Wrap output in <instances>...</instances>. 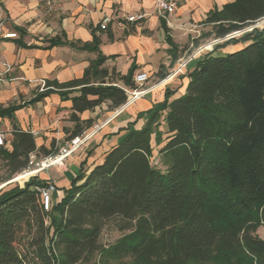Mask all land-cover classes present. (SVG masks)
Listing matches in <instances>:
<instances>
[{
    "label": "trees",
    "instance_id": "16d2710c",
    "mask_svg": "<svg viewBox=\"0 0 264 264\" xmlns=\"http://www.w3.org/2000/svg\"><path fill=\"white\" fill-rule=\"evenodd\" d=\"M263 19L264 0H234L208 15L212 30L205 36L225 38ZM240 42L241 49L218 52ZM59 44L79 46L51 40ZM83 48L99 53L83 76L47 81L29 102L53 92L71 100L74 126L67 141L94 124L79 113L104 102L119 108L128 101L126 89L138 87L135 66L127 74L103 66L96 35ZM166 75L162 66L159 76ZM189 78L184 94L167 89L165 99L145 112V124L128 128L101 163L91 170L82 163L50 211L38 190L48 180L38 175L23 186L13 182H20L14 179L28 168L31 154L55 151L15 128L11 148L0 149L3 181L11 180L0 188V264H76L96 255L103 264H264V27L205 53ZM22 106H0V117H13ZM111 220L129 232L104 246L101 235Z\"/></svg>",
    "mask_w": 264,
    "mask_h": 264
},
{
    "label": "crops",
    "instance_id": "0c3cea01",
    "mask_svg": "<svg viewBox=\"0 0 264 264\" xmlns=\"http://www.w3.org/2000/svg\"><path fill=\"white\" fill-rule=\"evenodd\" d=\"M45 1L0 0L3 32L18 33V37L5 39L0 48V106L23 104L13 117H0V127L4 126L12 139L15 128L32 132L38 147L50 148L54 146V139L68 137V130L74 126L70 120L71 100H63L53 92L40 101L29 102L46 88L47 81L66 82L83 76L99 55L97 51L83 48L94 42L95 35L100 51L106 56L104 67L127 74L135 66L134 75L144 71L151 78L145 87L146 93L132 102L116 109H110V103L104 102L94 110L79 113L82 120L94 119L93 126L86 130L94 134L69 158V168L52 167L39 175L56 183L57 190L52 195L54 205L64 197L65 189L70 188L82 163L85 162L86 170L101 163L128 128L139 129L145 124L149 118L145 112L165 99L167 89L174 91V96L186 92L189 73L205 54L201 51L212 46L193 49L196 47L193 40L209 31L211 24L206 19L212 11L222 10L234 0H178L177 11L168 18L157 14L156 0H62V8L51 14L43 8ZM138 13L147 15L137 22L126 20V16ZM105 15L112 16V21L102 30L100 22ZM230 37L233 36L218 39L215 44ZM56 38L79 46L51 45V40ZM244 45L242 42L229 44L218 52H233ZM172 50L177 53L176 61ZM213 50L214 47L209 52ZM162 66L167 74L164 78L159 76ZM140 113L144 115L139 117ZM11 141L10 147L7 141L4 147L11 148Z\"/></svg>",
    "mask_w": 264,
    "mask_h": 264
},
{
    "label": "built area",
    "instance_id": "2783aa9c",
    "mask_svg": "<svg viewBox=\"0 0 264 264\" xmlns=\"http://www.w3.org/2000/svg\"><path fill=\"white\" fill-rule=\"evenodd\" d=\"M178 0H156V11L160 17L168 18L170 15L174 14L178 9ZM43 8L47 13H54L59 11L62 8V0H46L43 3ZM146 13H138V14H130L126 16V20L128 22H137L141 21L146 17ZM112 21V16L105 15L101 22L100 28L102 30H106L108 25ZM241 33V32H240ZM239 33V34H240ZM237 34H231L230 36H236ZM18 37L17 32H3V24L0 22V48L5 39L7 38H15ZM149 74L147 72L141 71L134 75L135 83L137 84L136 89H126L129 98L128 101L132 102L138 97L144 95L146 93L145 89H141V86H144L149 81ZM2 77L0 76V80ZM43 89L45 84L42 85ZM127 101V102H128ZM96 128L95 130H97ZM92 132H84L82 135L75 136L71 138L65 146H63L59 152L55 155L46 156L41 162H36V155L35 153L31 154L29 166L26 170H24L20 174H29L28 178L25 180L27 181L32 176H38L41 172L49 169L52 166L59 165L63 166L65 161L72 156V154L83 144H85L93 135ZM6 143V136L3 129L0 127V149L5 146ZM41 194V198L44 204V209L50 211L53 207V193L57 190V185L54 181H49L48 185L44 187L38 188Z\"/></svg>",
    "mask_w": 264,
    "mask_h": 264
},
{
    "label": "rangeland",
    "instance_id": "374dc122",
    "mask_svg": "<svg viewBox=\"0 0 264 264\" xmlns=\"http://www.w3.org/2000/svg\"><path fill=\"white\" fill-rule=\"evenodd\" d=\"M256 25H257V28H260V29L262 27H264V19L261 20L260 22H258ZM251 27H248L245 30H249V29H251ZM208 30H209L208 32H210L212 30V26L211 25L209 26ZM241 34L242 33H240V34L237 33L236 36H240ZM217 40L218 39L214 38V36H208L207 37L205 35H202V37H199V38L193 40L195 43L197 42V44H198L197 47L194 46L193 49H198V48L203 47V46H205L207 44H211L212 45L211 48L204 49V50L201 51V54L207 53L213 47L215 48L217 46V44H215V41H217ZM149 79L151 80V78H149ZM146 85H147V83L144 86H141L140 90L141 89H145L146 90V88H145ZM2 128H3V131H4L5 136H6L7 144L9 146L10 145V141L12 140V136H11L10 132L4 126H2ZM38 132L40 133L39 130H38ZM67 138L68 137H65V138H62V139H54V146L52 148H53V150L55 152L51 154L52 156H55L59 152V150L63 146H65V144L67 143V140H68ZM153 144H154V157H153V159H154V163H157L158 162V159H157V154L158 153H157V151L159 149V146H157L155 144V142ZM91 147H92V145H89V149H91ZM35 155H36V162H41L46 156H49V155H38L37 153H35ZM69 165H70V162H69V158H68L65 161V164L63 166L55 165V166H52V167H57L60 170H66L67 168H69ZM52 167H50V168H52ZM6 177H7V171L5 169L3 161L0 160V188L6 186L9 182H11V180L3 181L4 178H6ZM16 183L20 184V185L22 184L20 182H13V184H16ZM23 183H25V181ZM50 220L51 219H48V223H50ZM128 232H129V230L121 229L120 226L116 223V220H111V221H109L107 223V225L105 226V228L103 230V233H102L101 239H100L101 244H103L104 246H109L110 244H113L119 238H121L123 235L127 234ZM259 234L264 239V227L263 226H261L259 228ZM76 264H103V262L100 260L99 255H96V256H94V258L91 261L79 262V263H76ZM110 264H129V263H128V260H125V261H121V262L113 261Z\"/></svg>",
    "mask_w": 264,
    "mask_h": 264
},
{
    "label": "bare ground",
    "instance_id": "6f19581e",
    "mask_svg": "<svg viewBox=\"0 0 264 264\" xmlns=\"http://www.w3.org/2000/svg\"><path fill=\"white\" fill-rule=\"evenodd\" d=\"M29 174H20L14 180L24 182L28 178Z\"/></svg>",
    "mask_w": 264,
    "mask_h": 264
},
{
    "label": "water",
    "instance_id": "95a60500",
    "mask_svg": "<svg viewBox=\"0 0 264 264\" xmlns=\"http://www.w3.org/2000/svg\"><path fill=\"white\" fill-rule=\"evenodd\" d=\"M256 27H257V25H254V26H252L251 29H249V30H252V29H254V28H256ZM249 30H243L241 33H244V32L249 31Z\"/></svg>",
    "mask_w": 264,
    "mask_h": 264
}]
</instances>
